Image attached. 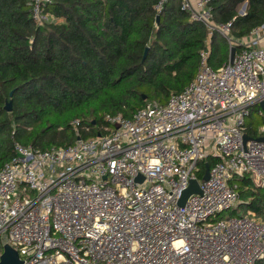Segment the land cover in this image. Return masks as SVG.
<instances>
[{
	"label": "built area",
	"instance_id": "1",
	"mask_svg": "<svg viewBox=\"0 0 264 264\" xmlns=\"http://www.w3.org/2000/svg\"><path fill=\"white\" fill-rule=\"evenodd\" d=\"M26 1L35 25L52 20L45 7L53 0ZM166 1L158 0L156 15ZM180 9L229 47L237 45L232 61L213 68L202 51L181 92L165 103L146 102L129 119L104 116L94 137L73 120L76 138L68 146L14 143L13 157L0 169V256L8 244L21 264H255L264 258V222L256 214L217 218L240 202L232 177L251 176L264 191V23L234 41L230 23H213L208 0H181ZM251 107L262 120L255 126L247 123ZM208 157L214 162L204 181ZM191 180L201 192L179 206Z\"/></svg>",
	"mask_w": 264,
	"mask_h": 264
},
{
	"label": "trees",
	"instance_id": "2",
	"mask_svg": "<svg viewBox=\"0 0 264 264\" xmlns=\"http://www.w3.org/2000/svg\"><path fill=\"white\" fill-rule=\"evenodd\" d=\"M157 2L53 0L45 7L52 20L37 26L26 0H0V169L16 142L40 150L68 146L76 138L73 120L94 137L106 115L129 119L146 102L165 103L193 79L202 51L213 68L228 61L226 39L191 20L181 0H167L158 21ZM208 6L214 24H231L233 40L264 23V0H208ZM229 185L237 207L264 222V191L254 178L234 176Z\"/></svg>",
	"mask_w": 264,
	"mask_h": 264
},
{
	"label": "water",
	"instance_id": "3",
	"mask_svg": "<svg viewBox=\"0 0 264 264\" xmlns=\"http://www.w3.org/2000/svg\"><path fill=\"white\" fill-rule=\"evenodd\" d=\"M246 8V4L244 3L241 7V9L239 10V14H243L244 10ZM159 16H156V21H158ZM237 48V45L235 46H231L229 49V56H228V61L231 62L233 59V56L235 54V50ZM146 53V50H145ZM12 92L10 93L9 96H11ZM143 99H145V96H143ZM11 101L6 102V104L4 105V110L6 112H10L11 111ZM260 107L264 110V104L260 103ZM115 127L117 128L118 126L115 125ZM249 137L248 136H244V141H246ZM208 172H209V164L206 162L204 163V174L202 176V180H207L208 179ZM103 179H105V177H103ZM142 178L141 176H137L135 178L136 181H140ZM200 186L198 184V182L196 180H191L189 182L188 187L182 192L177 204L179 206H182L186 199L188 198L189 195L194 194V193H200ZM22 261L19 259L17 252L8 244L3 245V251L2 254L0 256V264H21Z\"/></svg>",
	"mask_w": 264,
	"mask_h": 264
},
{
	"label": "rangeland",
	"instance_id": "4",
	"mask_svg": "<svg viewBox=\"0 0 264 264\" xmlns=\"http://www.w3.org/2000/svg\"><path fill=\"white\" fill-rule=\"evenodd\" d=\"M241 7L242 6H240L239 10L241 9ZM234 41H238V40H234ZM256 111H257V109L255 107L250 108L251 114H250L249 118L247 119V123L249 126L258 125L262 121L261 118L256 116ZM249 133L254 135L253 129H249ZM236 179H238V178L236 177ZM239 212L244 213L243 211H241L240 207L230 208V209L226 210L223 213V215L224 216H226V215H237V214H239Z\"/></svg>",
	"mask_w": 264,
	"mask_h": 264
}]
</instances>
